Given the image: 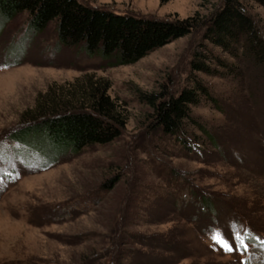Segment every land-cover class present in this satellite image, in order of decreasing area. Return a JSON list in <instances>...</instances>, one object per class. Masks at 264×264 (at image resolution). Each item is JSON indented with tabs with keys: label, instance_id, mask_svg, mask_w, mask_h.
<instances>
[{
	"label": "rangeland",
	"instance_id": "374dc122",
	"mask_svg": "<svg viewBox=\"0 0 264 264\" xmlns=\"http://www.w3.org/2000/svg\"><path fill=\"white\" fill-rule=\"evenodd\" d=\"M81 1L179 19L215 3ZM245 9L264 40V8L245 1ZM25 20L19 13L0 29V264H264V65L221 54L235 71L193 72L214 99L190 106L203 131L186 119L165 134L140 95L164 99L189 85L200 31L110 66L57 45L52 23L24 37ZM102 89L123 121L112 141L44 167L17 147L13 132ZM217 231L234 248L239 232L247 251L226 252Z\"/></svg>",
	"mask_w": 264,
	"mask_h": 264
},
{
	"label": "trees",
	"instance_id": "16d2710c",
	"mask_svg": "<svg viewBox=\"0 0 264 264\" xmlns=\"http://www.w3.org/2000/svg\"><path fill=\"white\" fill-rule=\"evenodd\" d=\"M245 1L264 8V0H215L207 14L194 12L179 19L122 13L81 0H0V29L17 14L25 13L24 37L31 39L52 23L57 45L74 47L110 66L133 63L175 38L200 31L199 46L203 51L195 49L191 53L189 85L164 99L162 94L140 95L151 107L155 124L165 134L174 135L184 130L186 119L203 131L190 116V106L196 105L200 98L214 103L193 72L218 75L222 71H235V64L221 54L235 61L244 59L264 65V40L245 9ZM213 47L222 53H216ZM5 63L13 65L18 61ZM86 100V103L67 102L60 108L55 105L33 123L13 132L17 147L29 148L44 160L41 165L44 167L84 146L112 141L119 135L123 122L114 105L103 89L90 92Z\"/></svg>",
	"mask_w": 264,
	"mask_h": 264
},
{
	"label": "snow or ice",
	"instance_id": "6c2138e0",
	"mask_svg": "<svg viewBox=\"0 0 264 264\" xmlns=\"http://www.w3.org/2000/svg\"><path fill=\"white\" fill-rule=\"evenodd\" d=\"M247 235V232L245 233ZM212 239L219 244L226 252H232L234 250H238V248L243 247L245 251H247L248 244L245 243V237L241 236L239 232L236 233L235 239L237 241V247L234 248L226 238L222 236V234L217 231L213 236ZM264 247V243L260 245Z\"/></svg>",
	"mask_w": 264,
	"mask_h": 264
}]
</instances>
